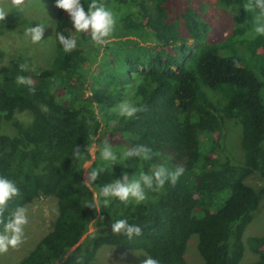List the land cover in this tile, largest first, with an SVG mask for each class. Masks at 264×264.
Returning a JSON list of instances; mask_svg holds the SVG:
<instances>
[{"label":"trees","instance_id":"16d2710c","mask_svg":"<svg viewBox=\"0 0 264 264\" xmlns=\"http://www.w3.org/2000/svg\"><path fill=\"white\" fill-rule=\"evenodd\" d=\"M176 1L102 0L116 14L113 34L121 39L105 46L93 70L89 54L101 51L93 49L90 31L77 32L55 5L49 64L37 66L21 51L0 71V177L19 189L3 219L41 196L58 201L52 228L19 264H89L105 245L143 249L160 264H188L194 234L203 264H240L248 248L257 256L250 264H264V234L244 238L262 195L246 179L256 170L264 173V51L257 52L264 35L254 33L260 9L255 0H217L235 12L232 34L219 41L195 0L180 9ZM91 2L81 0L85 11ZM6 21L30 23L20 16ZM59 34L75 39L76 48L65 52ZM17 76L30 77L35 91L17 83ZM124 100L146 110L125 118L118 111ZM227 120L241 126L242 162L219 154L225 142L216 133ZM103 123L120 134L127 151L150 148L151 169L115 164L108 176L86 182L84 165ZM160 165H182L185 172L175 186L145 188L150 203L111 198L104 206L105 184L124 176L131 182ZM96 198L99 211L88 207ZM119 219L138 225L142 234L129 239L112 232Z\"/></svg>","mask_w":264,"mask_h":264},{"label":"rangeland","instance_id":"374dc122","mask_svg":"<svg viewBox=\"0 0 264 264\" xmlns=\"http://www.w3.org/2000/svg\"><path fill=\"white\" fill-rule=\"evenodd\" d=\"M188 0H177L176 6L182 8ZM204 3L207 9L202 7ZM194 5L202 12L204 17L210 22L211 37L220 40H227L232 34L235 27V19L233 17L234 11L222 9L218 7L217 0H195ZM0 8L7 12V16H20L26 18L30 23L15 22L10 24L9 21H0V71L9 65L10 59L13 55L18 54L21 51H27L26 55L33 59L34 63L39 66H47L51 61L54 53V20H55V4L53 0H24L22 7L14 6L12 0H0ZM44 26V34L39 42L33 43L31 36L25 35V30L37 25ZM118 32L117 24L114 31L109 37L106 38V43L103 45H95L93 49H100V54L95 57L94 52H91V67L93 70L96 64L99 62L101 53L106 47H116L119 45L121 38L117 37L113 33ZM126 39V38H123ZM242 53L245 50L244 45L239 44ZM264 48L261 46L257 49V52L262 54ZM245 52V51H244ZM243 52V53H244ZM63 93L65 91H62ZM97 104V101L95 102ZM24 118V119H23ZM23 120H27V117H23ZM104 124V123H103ZM221 134V140L225 142L220 151V156L224 157L227 153L233 157L234 160L242 162L244 160V152L241 148V126L233 120H227L224 127L216 135ZM107 140L117 157V162L105 160L101 153L105 147L104 141ZM126 146L120 138L119 133L113 132L110 127H106L105 124L102 127V131L96 141L94 142L91 153L92 158L84 165V176L94 170L104 169L99 175L102 177L108 176L109 172L113 169L115 164H125L128 166H137L136 169L146 171L150 170V166H147L149 160H143L146 163L139 165L136 162L131 161L126 157ZM167 152L163 151L159 155V159L162 164L166 163ZM134 166V167H135ZM95 167V168H94ZM153 169V168H152ZM134 175V174H133ZM136 178H140V175ZM135 178V180H136ZM246 182L253 186L256 190L262 191L261 203L258 210L255 212L254 219L247 228L244 238L248 236H256L264 234V173L262 170H256L247 179ZM143 203H150L148 196ZM135 201L134 199H131ZM28 223L24 226L23 242L17 247H9L7 252L0 253V264H19L21 259L28 254L35 245L41 240V238L52 228L53 222L58 215V201L54 196H41L34 199L29 205L25 207ZM95 230V226L92 225L90 232ZM199 237L194 234L188 244L187 248V262L188 264H203L202 257L198 251ZM149 257V254L143 249L130 250L120 246L105 245L103 246L96 257L89 264H141L143 260ZM257 260V256L248 248L244 254V257L240 264H250Z\"/></svg>","mask_w":264,"mask_h":264},{"label":"clouds","instance_id":"9594fccd","mask_svg":"<svg viewBox=\"0 0 264 264\" xmlns=\"http://www.w3.org/2000/svg\"><path fill=\"white\" fill-rule=\"evenodd\" d=\"M14 6L22 7L24 0H12ZM57 8L66 11L73 23V27L77 32L91 33V39L95 45H103L106 38L111 35L116 25V14L107 7L102 0H92L88 5L87 11L81 4V0H55ZM255 6L260 9V16L257 18V26L255 27V35H264V0H255ZM252 4L248 5L250 9ZM135 11V9H133ZM7 12L0 8V21L5 20ZM44 34V26L37 25L25 30V35L31 36L32 42H39ZM255 35L252 38H255ZM60 43L63 45L65 52H71L77 46L75 39L65 37L63 34L58 35ZM21 70L26 69V65H20ZM17 83L27 85L29 90L34 92V81L30 77L17 76ZM144 106H137L135 103L124 100L119 104V115L125 118H133L137 113L145 111ZM105 147L101 153L105 160L117 162V157L113 152L109 141H104ZM77 158L80 157L79 146L75 150ZM125 156L138 157L142 160H149L152 157V150L145 145H138L129 149ZM104 169L92 170L86 174V182H94L98 174ZM185 172L182 165L176 166L174 170H170L164 165H160L152 174L142 173L139 179L129 182L127 176L114 180L112 183L105 184L101 189L100 195L105 199L104 206L107 207L111 198H118L121 202L127 203L130 199H134L137 203L146 200L145 188L158 191L164 187L166 183L176 185L181 175ZM19 195V189L11 180L0 177V224H3L4 231L0 233V253L8 251L9 247L17 248L23 242L24 226L28 223L26 209L18 207L11 214L10 218L5 222L3 213L7 207V203L14 196ZM88 207L95 208L99 211V198H96L95 204H89ZM112 232L116 234H125L129 239L133 235L142 234V229L138 225L129 224L126 219H119L111 225ZM141 264H160L158 259L147 257Z\"/></svg>","mask_w":264,"mask_h":264}]
</instances>
